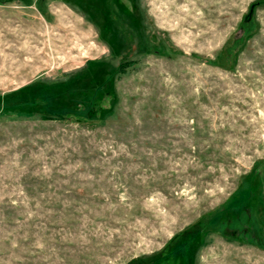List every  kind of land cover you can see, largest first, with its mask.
Returning a JSON list of instances; mask_svg holds the SVG:
<instances>
[{"label": "rangeland", "instance_id": "1", "mask_svg": "<svg viewBox=\"0 0 264 264\" xmlns=\"http://www.w3.org/2000/svg\"><path fill=\"white\" fill-rule=\"evenodd\" d=\"M0 264H264V0H0Z\"/></svg>", "mask_w": 264, "mask_h": 264}, {"label": "trees", "instance_id": "2", "mask_svg": "<svg viewBox=\"0 0 264 264\" xmlns=\"http://www.w3.org/2000/svg\"><path fill=\"white\" fill-rule=\"evenodd\" d=\"M100 32L103 33V30L101 29ZM103 35H104V33H103ZM110 78L111 77H110L109 74H106L105 77L102 78V79H99L96 75H94L93 76V80L94 81L91 82V87L93 85V88L92 89L94 91L91 93L90 96L89 95L86 96V98H87L86 100H83V101L82 100H76V97L73 98L71 96L70 103L68 102L69 103L68 104L67 102H63L61 106L59 105L60 107L58 108V110H55V106L51 105L50 103H49V106L53 110L54 113H56L58 111L72 112V111H76V107L78 105L77 102L78 101H81V103L83 105V108L82 109H78L77 108V111L75 113H77V112L80 113L81 112L80 114L82 116H84V117H88L89 119L94 118V113L91 112V111H92L94 105H96V103H95L94 100L95 99L97 100L98 97L95 98V99H93V96L95 95V92H97V93H103L104 92L103 91L104 90L103 87L106 86V85H108V82H109ZM72 92H74V91H71V93ZM73 102H75V103H73ZM71 105H72V107H71ZM246 207H247V204H246L245 207H243L242 209H240L241 210L240 213L236 216L235 219H233L232 224L233 225L234 224H237L240 228H244L245 225H247V224L250 225V226H253V228H252L253 229V233L256 234V233H258L257 232V229L255 228L256 223H255V221H254V219H253V217L251 215L250 210L248 208H246ZM192 235H195V234H192ZM183 242H186V240H183Z\"/></svg>", "mask_w": 264, "mask_h": 264}]
</instances>
